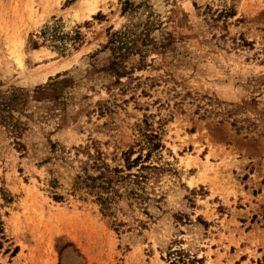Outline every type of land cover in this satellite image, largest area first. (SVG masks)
<instances>
[{
	"label": "rangeland",
	"instance_id": "rangeland-1",
	"mask_svg": "<svg viewBox=\"0 0 264 264\" xmlns=\"http://www.w3.org/2000/svg\"><path fill=\"white\" fill-rule=\"evenodd\" d=\"M0 232V264H264V0H0Z\"/></svg>",
	"mask_w": 264,
	"mask_h": 264
},
{
	"label": "trees",
	"instance_id": "trees-1",
	"mask_svg": "<svg viewBox=\"0 0 264 264\" xmlns=\"http://www.w3.org/2000/svg\"><path fill=\"white\" fill-rule=\"evenodd\" d=\"M109 44H111V46H114V44H116V43L114 41H109ZM134 46L135 45H132L130 47H125L123 50L125 53H131ZM121 48L122 47H118L119 50ZM113 49H116V48H113ZM123 55L124 54H122L120 56H123ZM138 160L139 159H136L135 161H138ZM101 167L104 168L105 172L100 173L99 177L92 178V177H90V176L88 177L86 175H84L83 177H76L74 190H76V191L86 190L89 195L96 197L97 202L101 205V207H103V209H105L106 205L108 203V200L103 197V193L101 191H105L106 193H108L110 185L112 182L106 176L105 164L101 165ZM99 180H101L100 183H97V181H99ZM0 249H1V243H0ZM175 254H180V253L177 252ZM170 264H186V263L184 261H182L181 259H179L177 261L175 259ZM187 264H193V262H187Z\"/></svg>",
	"mask_w": 264,
	"mask_h": 264
}]
</instances>
